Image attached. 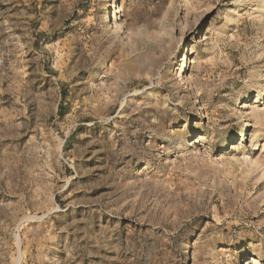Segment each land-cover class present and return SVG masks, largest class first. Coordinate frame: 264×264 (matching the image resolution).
<instances>
[{"label": "rangeland", "instance_id": "rangeland-1", "mask_svg": "<svg viewBox=\"0 0 264 264\" xmlns=\"http://www.w3.org/2000/svg\"><path fill=\"white\" fill-rule=\"evenodd\" d=\"M0 264H264V0H0Z\"/></svg>", "mask_w": 264, "mask_h": 264}, {"label": "bare ground", "instance_id": "bare-ground-1", "mask_svg": "<svg viewBox=\"0 0 264 264\" xmlns=\"http://www.w3.org/2000/svg\"><path fill=\"white\" fill-rule=\"evenodd\" d=\"M104 18L106 19V22H107V20H110V15L109 14H106V16ZM201 139H202V137H199L198 138V140H201ZM254 144H255V146H254L253 149L258 148L261 145L259 140H257Z\"/></svg>", "mask_w": 264, "mask_h": 264}]
</instances>
